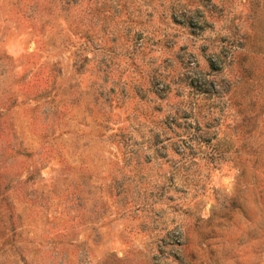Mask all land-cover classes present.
<instances>
[{"label":"rangeland","instance_id":"374dc122","mask_svg":"<svg viewBox=\"0 0 264 264\" xmlns=\"http://www.w3.org/2000/svg\"><path fill=\"white\" fill-rule=\"evenodd\" d=\"M0 264H264V0H0Z\"/></svg>","mask_w":264,"mask_h":264}]
</instances>
